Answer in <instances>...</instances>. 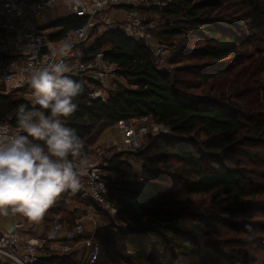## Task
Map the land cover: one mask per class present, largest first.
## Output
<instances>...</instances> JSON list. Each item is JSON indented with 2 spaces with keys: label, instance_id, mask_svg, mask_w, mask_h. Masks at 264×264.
Segmentation results:
<instances>
[{
  "label": "trees",
  "instance_id": "obj_1",
  "mask_svg": "<svg viewBox=\"0 0 264 264\" xmlns=\"http://www.w3.org/2000/svg\"><path fill=\"white\" fill-rule=\"evenodd\" d=\"M161 16L167 68L116 30L86 52L117 64L126 86L103 102L89 98L94 85L74 79L82 91L64 122L81 138L76 155L132 119L169 128L145 150L107 160L122 227L98 232L94 264H264V176L256 168L264 163V0H171ZM85 23L63 17L52 39ZM21 105L31 107L0 95V124L17 126ZM71 199L64 191L47 210L62 213ZM38 264L88 263L48 252Z\"/></svg>",
  "mask_w": 264,
  "mask_h": 264
},
{
  "label": "built area",
  "instance_id": "obj_2",
  "mask_svg": "<svg viewBox=\"0 0 264 264\" xmlns=\"http://www.w3.org/2000/svg\"><path fill=\"white\" fill-rule=\"evenodd\" d=\"M171 0H0V95L16 94L31 105L33 89L30 74L35 68L49 63L62 62L68 69L65 73L73 79L90 83L93 90L88 93L91 100L107 101L122 80L119 67L105 60L103 53L89 55L87 44L94 33L101 35L123 30L126 37L136 43L143 42L150 50L161 51L154 44V34L166 25L161 14ZM58 13V14H56ZM86 19L77 29H71L59 39H52L58 28L52 24L63 17ZM64 44L70 47L64 53ZM161 68V67H159ZM91 86V87H92ZM140 123L141 129L134 124ZM123 139L112 140L108 147L129 153L140 151L143 143L169 132L164 124L144 117L122 124ZM17 126L0 124V139L3 133H16ZM105 148L93 149L92 153L76 155L80 169V186L76 190H65L74 200V213L50 212L49 225L41 218L33 220L11 208L14 217V232H0V264H38L49 253L70 255L76 253L88 264L98 261L101 248L96 241L98 232L109 226L122 227L118 221L119 207L110 198L106 174ZM110 157V156H109ZM71 203L70 200L65 201ZM103 219L109 221L103 224ZM74 222V223H73ZM89 224V230L85 228ZM42 230L39 232V229ZM22 231L23 233H20Z\"/></svg>",
  "mask_w": 264,
  "mask_h": 264
},
{
  "label": "clouds",
  "instance_id": "obj_3",
  "mask_svg": "<svg viewBox=\"0 0 264 264\" xmlns=\"http://www.w3.org/2000/svg\"><path fill=\"white\" fill-rule=\"evenodd\" d=\"M70 46L64 44V53ZM62 62L35 68L30 74L32 107L19 106L16 133L0 139V208L39 219L67 189L80 186L82 149L77 132L64 118L77 109L82 84L65 73Z\"/></svg>",
  "mask_w": 264,
  "mask_h": 264
},
{
  "label": "rangeland",
  "instance_id": "obj_4",
  "mask_svg": "<svg viewBox=\"0 0 264 264\" xmlns=\"http://www.w3.org/2000/svg\"><path fill=\"white\" fill-rule=\"evenodd\" d=\"M58 14V13H56ZM158 32V31H157ZM156 32V33H157ZM156 33L154 34L155 36V39H154V44L157 46V48L161 51L160 54H158L156 51H152L150 50L152 56L155 58L156 62H157V65L161 68H167V60L168 58L170 57L172 51L167 48L166 43H162L161 41H159V39L157 38L156 36ZM106 34L108 33H105L103 35H101V37H104L106 36ZM100 34L99 33H94L91 37V39L88 41L87 44H91L95 38L99 37ZM0 37L1 38H7V34L4 32V31H0ZM164 41V40H163ZM179 41H175L176 44H178ZM119 83V85L121 86H126V81L125 80H120L117 81ZM17 97H20L17 95ZM135 126H137V129H141V126L140 123H137V124H134ZM120 125H117L115 126L114 128H111L110 130H107L102 136L101 138L96 142V144L93 146L94 149L96 148H105V152H107L104 156H106L107 158H109V156H111L112 154H115V153H129V150L126 148V147H122V149H116V148H110L108 147V144L112 141V140H116L117 142H121L123 139H127L124 136V134L122 133V127L120 128L119 127ZM165 134H168L165 133ZM152 140V139H151ZM147 141L146 143H143L142 144V147L140 148V152L142 150H145L146 147L150 144V141ZM139 152V151H138ZM131 154H134V153H131ZM135 166L138 167V164L135 163ZM257 168V171L261 172L264 176V163H262L260 166H256ZM106 174H108L109 176H112L110 175L109 173L106 172ZM114 177V176H112ZM115 178V177H114ZM71 203L69 204H66V211L68 212H73L74 213V205H75V202H73L74 200H70ZM109 221L107 219H103V224H108ZM85 228L87 230H89V224L88 223H85ZM20 233H23L22 231H20ZM97 241V240H96ZM233 248V247H232Z\"/></svg>",
  "mask_w": 264,
  "mask_h": 264
},
{
  "label": "crops",
  "instance_id": "obj_5",
  "mask_svg": "<svg viewBox=\"0 0 264 264\" xmlns=\"http://www.w3.org/2000/svg\"><path fill=\"white\" fill-rule=\"evenodd\" d=\"M122 124H119L120 128H121ZM50 212L51 211L46 210V212L40 217L45 226L49 225L48 214ZM13 222H14V217L12 216V214L9 211L0 209V232L13 233L14 232ZM41 230H42V228L39 229V232Z\"/></svg>",
  "mask_w": 264,
  "mask_h": 264
}]
</instances>
